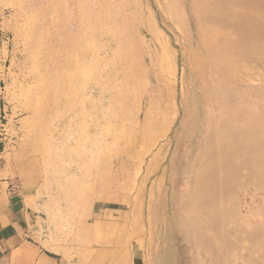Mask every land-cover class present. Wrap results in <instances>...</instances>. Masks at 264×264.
Here are the masks:
<instances>
[{
    "label": "rangeland",
    "instance_id": "374dc122",
    "mask_svg": "<svg viewBox=\"0 0 264 264\" xmlns=\"http://www.w3.org/2000/svg\"><path fill=\"white\" fill-rule=\"evenodd\" d=\"M31 18H42L40 70L50 71L45 62L73 69L78 62L71 51L79 54V67L87 65L96 136L94 175L85 181L69 170L68 150L58 140L47 137L49 150L32 144L36 97L41 88L46 97L48 88L21 37ZM210 57L214 69L236 76L243 89L255 86L258 120H264V0H0V109L11 125L13 157L23 185L46 206L52 229L83 253L85 264L104 251L133 264L217 262L206 252L215 243L190 234L183 209L185 188L195 178L189 167L201 148L195 77L205 75ZM136 134L130 146L148 151L140 165L120 171L122 152ZM249 192H233V210L241 215L262 205L263 191L253 201ZM244 253L232 251L224 264H247Z\"/></svg>",
    "mask_w": 264,
    "mask_h": 264
},
{
    "label": "bare ground",
    "instance_id": "6f19581e",
    "mask_svg": "<svg viewBox=\"0 0 264 264\" xmlns=\"http://www.w3.org/2000/svg\"><path fill=\"white\" fill-rule=\"evenodd\" d=\"M41 23L42 18L28 19L21 35L34 62L39 83L48 88L46 97H43L45 88H41L36 97L33 112L38 117L37 133L32 144L39 149L49 150L51 143L47 137H51V141L58 140L62 151L68 150L69 170L85 181L94 171H91L94 168L91 146L96 136L93 135L96 121L91 118L92 110L87 106L89 102L94 103L90 96L92 84L83 78L87 65L79 67V54L71 51L69 56L73 59L74 55L78 62L73 69L59 70L45 62L50 71L40 70L38 61L43 54ZM208 62L205 75L196 74L195 77L203 110L197 137V145L201 148L194 165L189 167L195 178L185 188V222L191 225L190 234L193 237H200L203 244L207 241L209 244L215 243L206 250L209 255H216L215 264H224L226 258H231L232 251L242 249L245 250L242 257L247 264H264V120H258L261 100L255 96L253 84L243 86V89L236 76L227 75L228 72L222 69H214L211 57ZM171 96L169 101L173 99V94ZM42 98L43 105L40 106ZM138 107L137 133L143 127L139 125L141 97ZM53 120L63 125L56 127ZM183 125L187 126V122ZM63 134H67L66 141L60 139ZM138 137L136 134V138H131L129 149L122 152L125 160L119 165L120 171L125 167L140 165L146 155L148 150L137 152L130 146ZM102 175L104 172L98 174V178ZM247 188L252 190L247 194L249 201H253L256 190L263 191L262 205L252 206L246 214L241 215L233 210V192L236 189L247 191ZM106 199L109 201L110 196H106ZM227 204L229 208L225 207ZM217 244H220L219 247Z\"/></svg>",
    "mask_w": 264,
    "mask_h": 264
},
{
    "label": "crops",
    "instance_id": "0c3cea01",
    "mask_svg": "<svg viewBox=\"0 0 264 264\" xmlns=\"http://www.w3.org/2000/svg\"><path fill=\"white\" fill-rule=\"evenodd\" d=\"M11 125L0 109V264H85L52 229L46 206L23 185L13 157ZM87 264H133L99 252Z\"/></svg>",
    "mask_w": 264,
    "mask_h": 264
}]
</instances>
